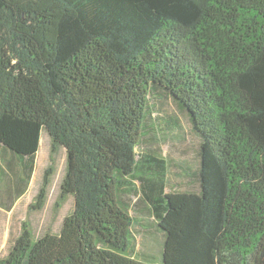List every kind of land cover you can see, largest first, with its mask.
I'll use <instances>...</instances> for the list:
<instances>
[{
  "label": "trees",
  "instance_id": "1",
  "mask_svg": "<svg viewBox=\"0 0 264 264\" xmlns=\"http://www.w3.org/2000/svg\"><path fill=\"white\" fill-rule=\"evenodd\" d=\"M44 131L73 209L0 264H264V0H0L2 209Z\"/></svg>",
  "mask_w": 264,
  "mask_h": 264
},
{
  "label": "rangeland",
  "instance_id": "2",
  "mask_svg": "<svg viewBox=\"0 0 264 264\" xmlns=\"http://www.w3.org/2000/svg\"><path fill=\"white\" fill-rule=\"evenodd\" d=\"M160 105L167 110V112L161 110L162 116L169 118V115L174 112V104L167 101ZM46 134L44 131L30 189L12 211L0 209V256L8 253L14 240L21 234L25 222L36 238L47 231L57 230L64 217L73 209V201L70 199L58 205L60 185L66 171V152L64 149L53 152L46 139ZM51 164L54 166V174L50 181L46 203L41 211H31L30 205L38 192L43 174Z\"/></svg>",
  "mask_w": 264,
  "mask_h": 264
},
{
  "label": "crops",
  "instance_id": "3",
  "mask_svg": "<svg viewBox=\"0 0 264 264\" xmlns=\"http://www.w3.org/2000/svg\"><path fill=\"white\" fill-rule=\"evenodd\" d=\"M25 195H26V194H25ZM23 197H24V196H23ZM23 197H22V198H23ZM22 198H21V199H22ZM21 199H19V201H20ZM19 201H17V203H18ZM17 203H16V204H17ZM16 204H15V206H16ZM15 206H14V207H15ZM0 209H1V207H0ZM13 209H14V208H13ZM13 209H12V210H13ZM3 210H4V209H3ZM12 210H11V211H12Z\"/></svg>",
  "mask_w": 264,
  "mask_h": 264
}]
</instances>
